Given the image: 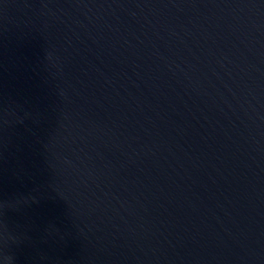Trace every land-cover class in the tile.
<instances>
[{"label": "water", "instance_id": "obj_1", "mask_svg": "<svg viewBox=\"0 0 264 264\" xmlns=\"http://www.w3.org/2000/svg\"><path fill=\"white\" fill-rule=\"evenodd\" d=\"M0 264H264V0H0Z\"/></svg>", "mask_w": 264, "mask_h": 264}]
</instances>
